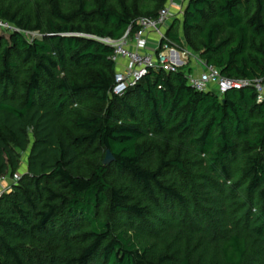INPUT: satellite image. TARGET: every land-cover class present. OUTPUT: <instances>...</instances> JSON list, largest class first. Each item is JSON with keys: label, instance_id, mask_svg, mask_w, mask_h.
<instances>
[{"label": "trees", "instance_id": "obj_1", "mask_svg": "<svg viewBox=\"0 0 264 264\" xmlns=\"http://www.w3.org/2000/svg\"><path fill=\"white\" fill-rule=\"evenodd\" d=\"M169 0H0V264H264V101L150 70L113 94V49ZM167 38L264 80V0H188ZM38 33L37 37L33 34ZM113 159L105 164L107 153Z\"/></svg>", "mask_w": 264, "mask_h": 264}, {"label": "built area", "instance_id": "obj_2", "mask_svg": "<svg viewBox=\"0 0 264 264\" xmlns=\"http://www.w3.org/2000/svg\"><path fill=\"white\" fill-rule=\"evenodd\" d=\"M183 2L184 0H169L157 17L139 20L138 29L133 35L129 30L119 41L104 40L114 51L112 61L115 63L117 72L113 94L124 95L131 87L141 82L151 69L175 73L185 66L191 71L187 75L188 84L197 91H214L217 95L224 96L231 90L254 88L258 102L262 103L264 101L263 79L251 81L225 78L219 69L208 66L199 55L167 38L172 22L184 11ZM0 32L10 34L19 30L9 22L0 19ZM150 35L158 38V46L152 52L148 50ZM3 181L4 177H0V184ZM3 195L4 191H0V199Z\"/></svg>", "mask_w": 264, "mask_h": 264}, {"label": "rangeland", "instance_id": "obj_3", "mask_svg": "<svg viewBox=\"0 0 264 264\" xmlns=\"http://www.w3.org/2000/svg\"><path fill=\"white\" fill-rule=\"evenodd\" d=\"M188 4V0H184L183 2V8L185 9L186 5ZM184 12V11H183ZM183 12H181L180 14H178L177 19L178 21V30H180V34L181 36L184 37V31L181 28L182 27V23H183ZM1 34L5 35V36H9V32H1ZM33 36L37 37L38 33H35ZM17 152L20 154V165L18 167V169L15 172H12L11 170H9V172L3 176L4 177V181L0 184V191H4V194L8 195L12 192L13 188L18 185L19 179L25 175L28 171V164H29V154H30V147L26 150V151H20L17 150Z\"/></svg>", "mask_w": 264, "mask_h": 264}, {"label": "crops", "instance_id": "obj_4", "mask_svg": "<svg viewBox=\"0 0 264 264\" xmlns=\"http://www.w3.org/2000/svg\"><path fill=\"white\" fill-rule=\"evenodd\" d=\"M157 46H158V38L155 35H150L148 50L152 52L157 48Z\"/></svg>", "mask_w": 264, "mask_h": 264}, {"label": "water", "instance_id": "obj_5", "mask_svg": "<svg viewBox=\"0 0 264 264\" xmlns=\"http://www.w3.org/2000/svg\"><path fill=\"white\" fill-rule=\"evenodd\" d=\"M112 159H113L112 155L110 154V152H108L104 163L107 165L111 162Z\"/></svg>", "mask_w": 264, "mask_h": 264}]
</instances>
